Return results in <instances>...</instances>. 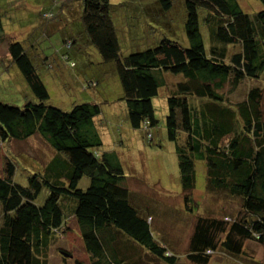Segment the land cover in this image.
<instances>
[{"label":"trees","instance_id":"1","mask_svg":"<svg viewBox=\"0 0 264 264\" xmlns=\"http://www.w3.org/2000/svg\"><path fill=\"white\" fill-rule=\"evenodd\" d=\"M72 1L58 0L54 11L40 14L41 21L21 38L4 33L0 13V44L7 47V51L0 49V61L14 66L15 74L10 73L25 82L29 98L22 106L0 101V149L40 139L51 150L44 164L27 152L20 153L27 161L24 165L31 168L27 185L14 181L16 165L4 152L0 264H68L67 250L58 251L51 261L48 250L51 240L65 232L69 216L77 222L88 264H180L177 245L155 240L154 218L141 212L142 204L125 188L116 152L100 150L102 102L74 103L68 110L47 103L45 79L50 77L41 70L52 69V77L63 81L59 68L63 63L76 68L74 54L83 57L82 69L90 67L87 47L96 62L113 65L128 127L142 130L148 141L152 140L149 130L157 126L152 100L165 87L163 76L179 78L165 95V131L174 143L185 206L188 210L199 206L191 196L195 160L205 162L209 195L222 193L240 203L234 216L210 213L195 219L186 258L193 264H207L216 252L238 257L247 240L264 244L262 92L252 87L242 100L230 103L223 90L225 85L234 90L244 79L264 73V0H258L262 8L252 14L237 0H178L184 6L189 46L163 36L154 46L125 56L120 54L110 0ZM173 3L149 0L142 7L172 32ZM49 23L57 28L50 32ZM201 26L208 28L204 40ZM55 33L61 35L62 46L52 59L36 47ZM233 45L238 50L228 53ZM4 78L14 81L11 74ZM83 88L89 95L92 82ZM84 176L89 182L82 189L78 183ZM44 189L48 193L39 204L36 200Z\"/></svg>","mask_w":264,"mask_h":264},{"label":"rangeland","instance_id":"2","mask_svg":"<svg viewBox=\"0 0 264 264\" xmlns=\"http://www.w3.org/2000/svg\"><path fill=\"white\" fill-rule=\"evenodd\" d=\"M57 1L0 0L4 33L11 38H21L23 34L27 33L26 30L29 27H33L41 21L40 14L54 11V5ZM74 1L77 3V0ZM148 1L110 0L113 5L111 14L117 31L120 54L125 56L132 51L152 47L163 36L178 41L184 47L189 46V40L184 32L183 2L180 1L179 3L178 0H174L175 3H173L169 12L173 15L171 21L174 30L168 32L163 27V21H159V19L158 21L152 20L147 12L145 13L143 10L142 5ZM237 1L241 8H244L250 14L262 8L258 0ZM70 13H73V11ZM206 28L201 26L203 40L207 34ZM61 39L59 33L49 34L47 39L38 42L36 49L44 56L52 58L53 55L57 54L56 51H60ZM208 44L209 42L206 45ZM2 48L7 51V47L3 43L0 44V49ZM86 50L91 56L90 67L82 69L80 66L84 62L83 57L80 54H74L72 60L78 64L76 68L71 69L65 63L61 64L59 68L63 81L59 77H57L58 79L52 77V69L51 71L49 69L41 70L42 72L48 71V77H50L45 79L49 95L47 103L68 110L74 103L90 102L93 99L102 102L103 116H101L102 120L99 124L102 135L100 150L102 152H116L124 171L125 188L133 194L135 201L138 200L137 202L142 204H140L141 212L148 213L154 218L151 231L155 240L164 239L167 243L171 241L176 244L180 264H193L186 258L185 254L195 219L210 213L219 217L222 215L234 216L240 209V203L236 198L225 196L222 193L209 195L206 191L205 162L195 160V183L191 196L199 206H192L191 210H188L185 206L174 143L167 140L165 131V117L167 114L165 95L173 88L179 78L171 74L163 76L165 87L161 86L158 96L152 100L157 126L149 130L152 140L148 141L142 130L128 127L124 102L120 97L121 86L113 65L109 66L96 62L97 58H95L92 50L89 47ZM236 50H238V46H228V53ZM2 61H0V101L22 106L25 101L29 100L26 95V84L21 77H16L17 75L14 76L13 73H10L12 70L15 74L16 70L13 65L4 61L2 64ZM4 67L10 68L9 71H6ZM10 74L14 77V81L6 82L4 76L9 77ZM88 82H92L93 88L88 89L91 93L86 95L84 93L86 89L83 86ZM256 86L262 92L261 104L264 112V73L257 79H244L234 90H230V85H225L223 90L226 92L227 100L230 103H235L242 100L250 88ZM7 144L8 142L5 141L2 146L5 148ZM35 146L37 148H34ZM4 152L16 165L14 181L21 185H27L31 168L29 165H24L27 164V161L23 159L20 153L27 152L29 155L31 154V156L40 159V162L44 164L51 150L40 139L26 144L18 141L13 142L10 150L8 147L5 151L0 149V175L3 173L4 160L6 159ZM7 153H10V155ZM88 182V178L84 176L80 179L78 186L85 189ZM47 193V190L44 189L39 194L36 202L42 204ZM66 224L67 227L65 232L62 231V236L51 240L48 250L49 261L54 259L51 256H56L58 251L65 249L71 257L68 264H87L88 255L84 250L75 218L69 216ZM72 230L75 232H72ZM250 261L254 264H264V244L247 240L245 241L244 252L238 257L216 252L207 264H252Z\"/></svg>","mask_w":264,"mask_h":264},{"label":"crops","instance_id":"3","mask_svg":"<svg viewBox=\"0 0 264 264\" xmlns=\"http://www.w3.org/2000/svg\"><path fill=\"white\" fill-rule=\"evenodd\" d=\"M153 17H154V16L149 15V18L152 19ZM48 26H49V27H48V30H49V31H50V30H51V31H54V27L57 28V24H51V23H49ZM58 27H59V26H58ZM51 31H50V32H51ZM5 46H6V44H5ZM58 74H60V73H58ZM60 76H61V74H60ZM46 79H47V77H46ZM80 89H82V88H80ZM79 91H80V90H79ZM87 264H88V261H87Z\"/></svg>","mask_w":264,"mask_h":264}]
</instances>
